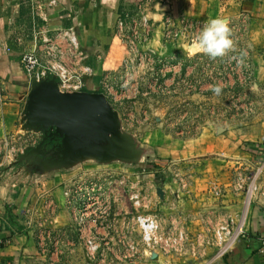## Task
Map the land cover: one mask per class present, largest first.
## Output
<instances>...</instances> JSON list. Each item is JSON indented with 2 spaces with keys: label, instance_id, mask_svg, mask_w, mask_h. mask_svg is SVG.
<instances>
[{
  "label": "crops",
  "instance_id": "obj_1",
  "mask_svg": "<svg viewBox=\"0 0 264 264\" xmlns=\"http://www.w3.org/2000/svg\"><path fill=\"white\" fill-rule=\"evenodd\" d=\"M58 1L60 7L50 8L45 3L48 1L42 0H0V87L5 100L0 105V155L5 152L0 166L8 158L9 140L25 132L31 83L21 59L34 46V33L56 36L72 29L85 55L82 65L92 71L91 76H86L84 92L107 96L110 82L118 81L131 54L118 34L119 23L124 24V33H129L137 23L140 32L150 33L149 41L140 50L157 58L158 64L149 70L152 79L148 87L142 82L146 77L142 81L136 79L126 89L128 96L123 101L135 106L136 115L139 105L145 108L140 111L141 117L149 114L153 121L148 124L152 127L150 140L156 138V143L180 150L172 153L178 159L205 164L203 176L198 178L203 192L196 185L188 186L189 190L196 187L195 193L169 187L163 190L164 200L158 197L156 186L145 192L149 211L159 210L163 214L161 224L169 221L186 233L188 243L183 251L156 252L133 264H264V107L258 103L264 100V0ZM216 18L224 20L231 30L233 24L248 21L245 41L239 45L235 41L236 51L225 57L213 61L195 47L190 48L194 55L189 54L184 42H166L167 23L174 28L183 21H191L197 26L193 33L196 36L209 19ZM20 38L23 43L18 41ZM241 51L247 52V57L244 66L237 67L232 57L239 56ZM164 64L167 67L162 68ZM159 81L164 97L156 89ZM125 82L129 85L128 79ZM213 84L222 88L219 96L210 90ZM215 99L222 101L224 107L211 104L213 120L205 122L206 105ZM162 107L166 111L163 119ZM188 107H195L196 111L189 112ZM227 114L229 119L225 120ZM193 116L197 124L201 122L197 133L190 131V127L183 128ZM188 132L194 136H182ZM209 165L215 167L212 176L204 174ZM236 166L261 171L250 207L240 223V195L228 190L217 198L207 191L206 184V180H214V175L220 174V168L232 172ZM35 175L0 177V263L95 264L87 258L78 238L76 194L71 195V200L66 196L77 180L75 173L50 179L44 174ZM118 194L108 201V207H103L112 214L124 210L122 198L129 197ZM133 207L136 215L140 210L145 213L134 203ZM222 228L226 229L223 234L219 233ZM136 229L124 223L107 234L101 225H91L90 234L102 244L114 243L121 236L118 232L137 238ZM237 230L239 237L221 255Z\"/></svg>",
  "mask_w": 264,
  "mask_h": 264
},
{
  "label": "rangeland",
  "instance_id": "obj_2",
  "mask_svg": "<svg viewBox=\"0 0 264 264\" xmlns=\"http://www.w3.org/2000/svg\"><path fill=\"white\" fill-rule=\"evenodd\" d=\"M246 22L242 21L243 24L241 25L238 22L236 25L233 24L231 38L237 42V45L245 41V34L248 31ZM169 28L173 27L170 26ZM184 43L185 45H191L192 41L186 39ZM128 59L126 60L128 63H124L123 71L120 70L119 72L118 81L110 82L107 91V98L116 114L118 134L125 141V150L122 154L103 156L100 153L89 152L73 157H64L61 153L62 148L59 145L52 143L50 146V137L43 132L40 126L29 127L25 123V132L9 140V144H7L9 148L7 153L9 155L6 162L0 166V177L4 179L6 176L13 177L15 175L19 177L26 175L36 176L35 174L39 173L44 174L47 179H50V177H54L55 175L75 173L77 180L72 186V188L75 187V190H78L82 186L83 190H85L86 183L89 184L91 182L102 185L103 189H105V195L102 198V207L109 204L108 201H111L116 196V193L117 195L120 192L124 193V195L129 196L128 199L125 197L122 198L125 209L120 212L121 214L117 212L112 214L116 219V229L124 223L125 225L130 224L131 228H134L133 220L138 214H135L133 201L130 199L132 193L141 192L142 196L145 195L147 199L144 201L145 208L143 211L145 210V213L139 209L141 211L139 214L147 215L152 210L149 211L147 208L148 198L145 192L152 191L153 188L150 187L152 185L163 190L173 187V189L183 192L184 190L190 191V193H195L196 187L189 190L188 186L190 185L192 187L196 185L198 191L203 192L198 187L200 183L198 178H202L203 176L205 163L199 160L188 161L178 159L177 155L172 153L173 151L177 153L180 150H173L172 147L167 148L162 142L156 143V138L150 140L149 132L152 127L149 128L148 124L153 123V121L149 118V114H146L145 118L141 117L140 111L145 108L139 105L136 115L135 106L131 102L123 101V97L128 96L126 95V89L128 90L131 87V82H135L136 79L142 81L146 77V80L142 82L148 87V84L151 82L150 79H152L149 76V70L153 69V66L158 64V61L156 59L148 60V58L141 59L140 57L136 58L134 56ZM126 79L129 82L127 86ZM258 103H260V107H264V100L258 101ZM211 104L223 106L224 103L215 99L214 102H209L205 109H209ZM188 109L189 112L196 111L195 107H188ZM165 113L166 111L162 107L161 119L165 118ZM178 113L181 114L180 108ZM172 122L169 120V124H172ZM205 122L211 121L205 119ZM200 123L197 124L196 118L193 116V119L188 124H183V128L188 129L190 127V131L197 133L201 128ZM208 124L206 123V126H212V123ZM165 125L166 123L163 121V126L161 125L162 130H164ZM4 154L5 152L0 155V159ZM220 171V174L214 175V180H206V184L209 185L207 191L212 192L217 198L220 194L228 192V190L240 195L241 201L239 202L240 208L238 211V222L240 223L245 218L250 207L259 173L256 169H251L248 166H236L232 172L223 170V168H220ZM215 173L216 171L213 165L205 168L204 174H211L209 176H212ZM216 176L219 177V180ZM76 200L78 201L77 212H79L85 197L82 193L78 192L76 194ZM111 205L113 204L111 203ZM150 214L156 215L161 223V216L163 214L159 210L157 213L152 211ZM210 217L213 218L212 215ZM161 226L166 232L180 231L174 223L169 221L167 223L162 222ZM136 231L138 232V234L136 233L138 237L137 235L134 237L137 238H133L128 234L118 233L138 243L140 242V233L138 229ZM78 235L82 248H84L88 258L87 249L84 244V234H80L78 231ZM141 248L143 249V247ZM154 253H148L147 257H152Z\"/></svg>",
  "mask_w": 264,
  "mask_h": 264
},
{
  "label": "built area",
  "instance_id": "obj_3",
  "mask_svg": "<svg viewBox=\"0 0 264 264\" xmlns=\"http://www.w3.org/2000/svg\"><path fill=\"white\" fill-rule=\"evenodd\" d=\"M42 1H48L45 3L50 8L60 7L58 0ZM169 25L167 23L165 39L170 44H179L181 40L186 42V39L194 41L197 36H193L197 26L191 21H183L180 26L174 28H169ZM123 26L124 24L120 22V33L118 34L120 39L131 49L129 57L132 58L134 56L141 59L155 60L149 53L140 50L149 41L150 33L140 32L137 23L133 24V28L129 33H124ZM18 41L23 43L22 38ZM34 43L32 48L27 49L23 53L21 59L22 68L31 85L35 80L40 81L41 79L55 77L62 92H84L86 76H91L92 71L89 67L82 65L85 55L81 52L76 33L72 29L62 31L56 36H49L46 32L34 33ZM190 48L188 50L189 54L194 55ZM164 67H167V65L164 64L162 68ZM4 102V95L0 87V105ZM257 171L259 174L261 173V171ZM78 192L82 193L85 200L81 205L76 221L80 234H84V244L90 262L95 264H133L140 258L147 257L148 253L151 254V252H181L185 248L186 243H188V237L185 232H166L162 229L163 227L158 217L147 213V215L138 214L133 220L134 226L140 233V242L136 243L127 236H120L114 243L109 241L102 244L90 234L91 225H101L107 234L117 230L114 215H112L111 211L101 206L105 189H103L102 185L91 182L89 184L86 183L85 190H83L82 186L78 190H75L74 187L66 191V196L70 199L72 194H77ZM145 200L147 199L142 196L141 192L131 194V201H133L137 209L145 208ZM224 232H226V229L222 228L219 233L223 234ZM239 235V230H237L236 235L232 236L231 234L229 243L223 248L221 255L227 253Z\"/></svg>",
  "mask_w": 264,
  "mask_h": 264
},
{
  "label": "water",
  "instance_id": "obj_4",
  "mask_svg": "<svg viewBox=\"0 0 264 264\" xmlns=\"http://www.w3.org/2000/svg\"><path fill=\"white\" fill-rule=\"evenodd\" d=\"M25 114L27 125L40 126L50 143L62 148L64 157L89 152L112 156L125 150L115 111L103 93H64L55 77L35 80ZM157 194L164 199L163 189L159 188Z\"/></svg>",
  "mask_w": 264,
  "mask_h": 264
},
{
  "label": "clouds",
  "instance_id": "obj_5",
  "mask_svg": "<svg viewBox=\"0 0 264 264\" xmlns=\"http://www.w3.org/2000/svg\"><path fill=\"white\" fill-rule=\"evenodd\" d=\"M232 31L228 24L219 18L209 19L200 30L199 34L187 47H195L202 51L210 59L225 57L229 52L236 51L235 41L231 38ZM183 39V37H182ZM247 52L241 51L239 56H234L232 59L237 61V67L244 66ZM210 90L217 96L222 92V88L218 84L210 85Z\"/></svg>",
  "mask_w": 264,
  "mask_h": 264
},
{
  "label": "trees",
  "instance_id": "obj_6",
  "mask_svg": "<svg viewBox=\"0 0 264 264\" xmlns=\"http://www.w3.org/2000/svg\"><path fill=\"white\" fill-rule=\"evenodd\" d=\"M155 58V57H154ZM156 60H157V58H155ZM214 61V60H213ZM162 81H159V84L157 83L156 84V89L158 90V93H159V95H160V97H164V93H165V91L163 90L164 88H163V86H162ZM148 91V90H147ZM207 110V109H206ZM218 115V111H217V113L215 112V117ZM208 117V118H207ZM205 119H207V120H213V116L211 115V110L210 109H208L207 111H206V115H205ZM229 119V114H227L226 116H225V120H228ZM221 120H223V119H221ZM183 137H192V136H194V133H184L183 135H182ZM52 145V143H50V146Z\"/></svg>",
  "mask_w": 264,
  "mask_h": 264
},
{
  "label": "bare ground",
  "instance_id": "obj_7",
  "mask_svg": "<svg viewBox=\"0 0 264 264\" xmlns=\"http://www.w3.org/2000/svg\"><path fill=\"white\" fill-rule=\"evenodd\" d=\"M253 190H254V188H253Z\"/></svg>",
  "mask_w": 264,
  "mask_h": 264
}]
</instances>
